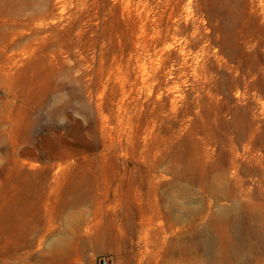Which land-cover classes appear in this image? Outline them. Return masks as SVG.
<instances>
[{
	"label": "rangeland",
	"instance_id": "rangeland-1",
	"mask_svg": "<svg viewBox=\"0 0 264 264\" xmlns=\"http://www.w3.org/2000/svg\"><path fill=\"white\" fill-rule=\"evenodd\" d=\"M249 217L264 0H0V264H264Z\"/></svg>",
	"mask_w": 264,
	"mask_h": 264
},
{
	"label": "bare ground",
	"instance_id": "bare-ground-1",
	"mask_svg": "<svg viewBox=\"0 0 264 264\" xmlns=\"http://www.w3.org/2000/svg\"><path fill=\"white\" fill-rule=\"evenodd\" d=\"M246 220H247V223H248V225L246 227V232L248 234H250L251 236H259V235H261V236L264 237V228H258L256 226H254V219L251 218V217H249ZM263 250H264V245H263Z\"/></svg>",
	"mask_w": 264,
	"mask_h": 264
},
{
	"label": "built area",
	"instance_id": "built-area-1",
	"mask_svg": "<svg viewBox=\"0 0 264 264\" xmlns=\"http://www.w3.org/2000/svg\"><path fill=\"white\" fill-rule=\"evenodd\" d=\"M98 264H109L106 259H101Z\"/></svg>",
	"mask_w": 264,
	"mask_h": 264
}]
</instances>
